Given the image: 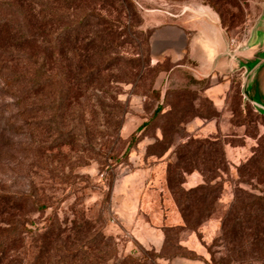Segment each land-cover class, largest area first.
<instances>
[{
  "label": "rangeland",
  "instance_id": "1",
  "mask_svg": "<svg viewBox=\"0 0 264 264\" xmlns=\"http://www.w3.org/2000/svg\"><path fill=\"white\" fill-rule=\"evenodd\" d=\"M194 3L222 15L234 49L264 6L0 0V253L264 264V114L244 100L243 75L200 77L177 29L145 24ZM90 9L101 19L79 27Z\"/></svg>",
  "mask_w": 264,
  "mask_h": 264
},
{
  "label": "crops",
  "instance_id": "2",
  "mask_svg": "<svg viewBox=\"0 0 264 264\" xmlns=\"http://www.w3.org/2000/svg\"><path fill=\"white\" fill-rule=\"evenodd\" d=\"M156 22L157 24L165 22L166 27L175 28L180 32L186 41L185 54L194 63L200 75L212 77L232 72L233 65L227 53L235 49L227 42L219 15L211 8L194 4L184 14H174V17L169 15L161 17L153 13L145 15L147 26H154ZM262 26L264 30V21ZM261 70H264V66ZM235 72L243 75L244 69ZM260 87V97L264 100V73Z\"/></svg>",
  "mask_w": 264,
  "mask_h": 264
},
{
  "label": "water",
  "instance_id": "3",
  "mask_svg": "<svg viewBox=\"0 0 264 264\" xmlns=\"http://www.w3.org/2000/svg\"><path fill=\"white\" fill-rule=\"evenodd\" d=\"M198 4V3H194ZM188 5L184 7L183 9H180L179 11H176V13H168L170 17H174V14H184L188 11V8L192 5ZM203 5V4H198ZM207 6V5H203ZM211 8L210 6H207ZM212 9V8H211ZM264 9V6H263ZM213 10V9H212ZM264 21L263 18V12L260 17V21L255 24L251 31V35L246 43L245 46L240 45L238 48H236L233 51H229L227 55L229 56L231 60V64L233 65L232 72L238 71L239 69H244L243 74V83H242V95L244 97V100L251 103L257 112L264 114V100L260 97V84L262 75L264 73V70H261L264 66V30L262 23ZM221 22V21H220ZM224 29V28H223ZM260 30V31H259ZM260 32L259 35V45L258 46H252V38L256 32ZM225 32V29H224ZM227 42L229 43L227 34L225 32ZM251 62L253 63V68L249 69L247 66V63ZM195 73L198 74L200 77H207L204 75H200L197 73L195 67H194ZM261 72V73H260Z\"/></svg>",
  "mask_w": 264,
  "mask_h": 264
},
{
  "label": "trees",
  "instance_id": "4",
  "mask_svg": "<svg viewBox=\"0 0 264 264\" xmlns=\"http://www.w3.org/2000/svg\"><path fill=\"white\" fill-rule=\"evenodd\" d=\"M82 1L84 2V5H86L88 7V5H91L94 2H97V1H108V0H82ZM124 1L127 2V3L129 2V0H124ZM96 12H97L96 9H90V14H85L82 17V19L78 22V26L79 27L80 26L83 27L84 25L89 24L92 19H96V18H100L101 19L100 15H98ZM216 13L219 15V18H220V21H221V25L224 28L225 24H224L222 15L218 11ZM105 36H107V35H105ZM105 36H102L100 34V32H97L96 35H95V38L100 40V42H104ZM144 65H147V64H144ZM158 113H159V109L156 110L155 115H157ZM149 124H150V121L144 123L139 128V131L142 128H144L145 126L149 125ZM135 140H136V137L133 136L132 142H134ZM190 191L192 192L193 190H190ZM177 204L181 208V211H183L182 213L185 214L186 210L182 209V207H183L182 204H186V202L180 203V202L177 201ZM101 238L103 239L104 237L101 236ZM18 240L19 239L17 238V240H15L13 242H17ZM15 254L16 253H0V263L1 264H22L21 261L16 259L17 257H16ZM78 254L79 253H71L70 259L71 260H75ZM159 258H161V256L158 255L157 253H143V255L141 257H135L133 255H130V256L126 257L121 264H156V261ZM32 264H35V263H32Z\"/></svg>",
  "mask_w": 264,
  "mask_h": 264
}]
</instances>
